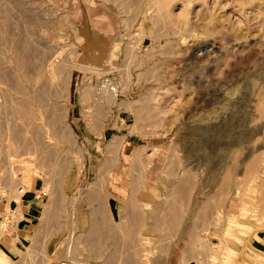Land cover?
Returning a JSON list of instances; mask_svg holds the SVG:
<instances>
[{
    "label": "rangeland",
    "instance_id": "rangeland-1",
    "mask_svg": "<svg viewBox=\"0 0 264 264\" xmlns=\"http://www.w3.org/2000/svg\"><path fill=\"white\" fill-rule=\"evenodd\" d=\"M32 179L31 264H264V0H0L1 192Z\"/></svg>",
    "mask_w": 264,
    "mask_h": 264
},
{
    "label": "crops",
    "instance_id": "crops-1",
    "mask_svg": "<svg viewBox=\"0 0 264 264\" xmlns=\"http://www.w3.org/2000/svg\"><path fill=\"white\" fill-rule=\"evenodd\" d=\"M39 180H30L17 188H8L2 194L0 185V224L3 216L14 210L13 223L0 229V251L7 264H31V244L35 240V225L43 208V195ZM54 263V262H53ZM0 264H5L1 262ZM55 264H61L55 261Z\"/></svg>",
    "mask_w": 264,
    "mask_h": 264
},
{
    "label": "bare ground",
    "instance_id": "bare-ground-1",
    "mask_svg": "<svg viewBox=\"0 0 264 264\" xmlns=\"http://www.w3.org/2000/svg\"><path fill=\"white\" fill-rule=\"evenodd\" d=\"M131 2H132V1H131ZM13 3H14V2H13ZM137 3H138V2H137ZM61 66H63V64H62ZM65 67H66V66H64V68H65ZM66 68H67V67H66ZM63 70H64V69H63ZM67 74H68V73H67ZM68 75H69V74H68ZM66 78H67V77H66ZM63 83H64V85H65L66 81L64 80ZM59 87H60L59 89L62 88L61 86H59ZM59 89H58V90H59ZM62 89H63V88H62ZM59 91H60V90H59ZM147 106H148V105H147ZM100 111H101V110H100ZM101 112H102V111H101ZM147 112H148V111H147ZM149 113H150V112H149ZM50 114H51V113H50ZM144 116H145V115H144ZM48 117H51V116H48ZM52 119H53V118H52ZM49 120H51V118H49ZM49 120H48V121H49ZM51 122H52V121H51ZM56 122H57V121H56ZM57 130H58V129H57ZM62 130H63V129H61V131H62ZM67 130H68V129H67ZM23 133H24V132H23ZM59 133H60V132H59ZM68 133H69V132H68ZM13 134H14V133H13ZM16 135H17V134H16ZM18 135H19V134H18ZM20 135H21V134H20ZM20 135H19V136H20ZM59 135H60V134H59ZM69 135H70V133H69ZM37 136H38V135H37ZM71 136H72V135H71ZM63 137H64V136H63ZM69 137H70V136H69ZM69 137H68V134H65V138H66V139L69 138ZM21 138H22V137H21ZM27 140H28V139H27ZM38 140H39V139H38ZM63 140H64V139H63ZM25 141H26V140H25ZM31 143H32V142H31ZM31 143H30V144H31ZM35 143H36V142H35ZM26 148H27V147H26ZM66 149H67V148H66ZM106 163H107V162H106ZM144 164H145V163H144ZM137 165H138V164H137ZM138 173H139V172H138ZM135 175H136V174H135ZM231 177H232V176H231ZM134 178H135V177H134ZM135 179H136V178H135ZM135 179H134V180H135ZM137 180H138V179H137ZM137 180H136V181H137ZM56 181H57V180H56ZM136 181H135V182H136ZM140 181H141V178H140ZM230 181H231V180H230ZM135 182H134V183H135ZM134 183H133V184H134ZM137 183H138V182H137ZM133 184H132V185H133ZM55 185H56V184H55ZM57 185H58V183H57ZM58 186H59V185H58ZM58 186H57V187H58ZM93 186H94V185H92V187H93ZM95 186H96V185H95ZM133 186H134V185H133ZM53 188H54V187H53ZM93 188H94V187H93ZM98 188H101V187L98 186ZM137 188H138V187H137ZM133 189H134V188H133ZM56 190H57V189H56ZM96 190H97V189H96ZM98 190H99V189H98ZM58 191H59V190H58ZM101 191H102V188H101ZM97 192H98V191H97ZM54 193H55V192H54ZM87 193H88V192H87ZM87 193H86V194H87ZM89 193H90V192H89ZM102 194H103V193H102ZM58 195H59V194L56 193V196H58ZM88 195H89V194H87V196H88ZM106 195H107V194H106ZM180 195H181V194H180ZM85 196H86V195H85ZM97 196H98V194H97L95 191H93V192H91L90 195L88 196L89 199H88V197H87V201H89V200L94 201L93 199H96ZM104 196H105V195H104ZM104 196H102V198H103ZM183 196H184V195H183ZM60 197H61V196H60ZM60 197H59V198H60ZM132 197H133V196H132ZM105 198H106V197H105ZM107 198H108V197H107ZM55 199H56V198H55ZM55 199H54V200H55ZM100 199H101V198H100ZM131 199H132V198H131ZM96 200H97V199H96ZM96 200H95V201H96ZM102 200H104V199H102ZM56 201H58V198L56 199ZM56 201H55V202H56ZM98 201H99V199H98ZM105 201L107 202L108 200L105 199ZM169 201H170V200H169ZM53 202H54V201H53ZM100 202H101V201H100ZM58 203H59V202H58ZM58 203H57V204H58ZM90 203H91V202H90ZM101 203H102V202H101ZM107 203H108V202H107ZM107 203H106V204H107ZM171 203H172V201H171ZM49 204H50V203H49ZM57 204H56V205H57ZM54 205H55V204H54ZM59 206H61L60 203H59ZM98 206H101V204L99 203ZM106 206H107V205H105V207H106ZM170 206H171V205H170ZM53 207H54V206H53ZM62 207H63V206H61V209H62ZM101 207H102V206H101ZM103 207H104V206H103ZM174 207H175V206H174ZM97 208H98V207H97ZM108 208H109V207H108ZM162 208H163V207H162ZM47 209H48V208H47ZM53 209H54V208H53ZM55 209H56V208H55ZM55 209H54V210H55ZM104 209H105V208H104ZM106 209H107V208H106ZM107 210H108V209H107ZM109 210H110V209H109ZM129 210H130V209H129ZM95 211H96V210H95ZM103 211H104V210H103ZM103 211H101L100 209H97V211H96V212H97V215H96V216L93 215L94 218L96 217V220L94 219V222H92V223H93V224H96V226H97V224L100 222V220L97 218V216H100V217H101V216L103 215V217H104ZM133 211H134V210H133ZM133 211H132V212H133ZM57 212H58V211H57ZM96 212H95V214H96ZM100 212H102V213H101L102 215L100 214ZM137 212H138V211H137ZM178 212H179V211H178ZM50 213H51V212H50ZM104 213H105V211H104ZM174 213H175V212H174ZM54 214H55V213H54ZM137 214H138V213H137ZM107 215H108V214H107ZM132 215H133V214H132ZM134 215H135V214H134ZM56 216H57V215H56ZM93 216H92V217H93ZM139 216H140V215H139ZM161 216H162V215H161ZM166 216H167V215H166ZM176 216H177V215H176ZM92 217H91V219H93ZM100 217H99V218H100ZM178 217H179V216H178ZM56 218H57V217H56ZM56 218H55V219H56ZM105 218H106V217H105ZM105 218H103V219L105 220ZM130 218H131V217H130ZM139 218L142 219L143 216L141 215ZM170 218H171V217H170ZM103 219H102V220H103ZM108 219H109V218H108ZM102 220H101V221H102ZM138 220H139V219H138ZM170 220H172V218H171ZM177 220H178V219H177ZM177 220H176V222H177ZM95 221H96V222H95ZM156 221H157V219H156ZM167 221H169V220H167ZM108 222H109V221H108ZM130 222H132V221H130ZM157 222H158V221H157ZM100 223H101V222H100ZM100 223H99V224H100ZM103 223H104V222H103ZM114 223L116 224V222H114ZM152 223H153V222H152ZM169 223H170V221L167 222L166 224L168 225ZM93 224H92V225H93ZM108 224H109V223H108ZM154 224H156V223H154ZM159 224H160V223L158 222V225H159ZM170 224H171V223H170ZM101 225H102V223H101ZM122 225H124V223H123ZM128 225H129V224H128ZM130 225H131V227H132V225L135 226L133 223H132V224L130 223ZM96 226H95V227H96ZM124 226L127 227V225H124ZM124 226H122V227H124ZM170 226H171V225H170ZM99 227H100V225H99ZM99 227H98V229H101V227H102V230H103V226H101L100 228H99ZM111 227H112V226H111ZM126 227H124V228H126ZM131 227H130V229H131ZM168 227H169V226H168ZM168 227H167V228H168ZM96 228H97V227H96ZM112 228H113V227H112ZM117 228H118V227H117ZM134 228H136V227H134ZM134 228H133V229H134ZM133 229H132V232H133ZM91 230L93 231V229H90V231H91ZM94 230L96 231L97 229L94 228ZM102 230H101V232H102ZM104 230H105V229H104ZM113 230H114V229H113ZM116 230H117V229H116ZM126 230H128V229L126 228ZM170 230H171V229H170ZM90 231H88V233H89ZM95 231H93V232H95ZM129 231H130V230H129ZM134 231H135V229H134ZM93 232H91V233H93ZM109 232H110V231H109ZM113 232H114V231H113ZM113 232H112V233H113ZM135 232H136V231H135ZM96 233H97V231H96ZM96 233H95V234H96ZM98 233H99V230H98ZM98 233H97V234H98ZM106 233L109 234L108 232H106ZM120 233H121V232H120ZM120 233H119V235H120ZM130 233H131V231H130ZM136 233H137V232H136ZM170 233H171V232H170ZM97 234H96V236H97ZM99 234H100V233H99ZM122 234H123V233H122ZM91 235H92V234H91ZM111 235H113V234H111ZM123 235H124V234H123ZM89 236H90V235H89ZM93 236H95V235H93ZM93 236H91L90 238H92ZM101 236H102V235H101ZM101 236H100V237H101ZM115 236H116V234H115ZM104 237H105V236H104ZM116 237H117V236H116ZM116 237H114V239H115ZM106 238H107V237H106ZM111 238H112V237H111ZM111 238H110V239H111ZM97 239H98V238H97ZM118 239H119V237H118ZM107 240H108V239H107ZM120 240H121V239H120ZM84 241H85V240H84ZM86 241H87V240H86ZM94 241H95V240H94ZM95 242H96V241H95ZM112 242H113V239H112ZM122 242H123V241H122ZM97 243H99V241H98ZM125 243H127V242H125ZM102 244H103V243H102ZM115 244H116V243H115ZM96 245H98V244H96ZM125 245H126V244H124L123 246H125ZM93 246H94V245H93ZM126 246H127V245H126ZM126 246H125V247H126ZM128 246H129V245H128ZM97 247H98V246H97ZM101 247H103V246H101ZM101 247H100V248H101ZM118 247H119V246H118ZM121 247H122V245H121ZM95 248H96V246H95ZM126 248H128V247H126ZM130 249H131V248H130ZM136 249H137V248H136ZM136 249H135V250H136ZM124 251H126V250H124ZM126 252H127V251H126ZM96 253H97V252H96ZM121 253L124 254L123 251H122ZM121 253L118 254L119 257H120V255H121ZM115 254H116V252H115ZM130 254H132V252H130ZM116 255H117V254H116ZM116 255H114V256H116ZM114 256H112V257L115 258ZM122 256H123V255H122ZM126 256H127V253H126ZM126 256H125V257H126ZM113 258H112V259H113ZM123 258H124V257H122V259L119 258L118 261L120 260V262H121V260H125V258H124V259H123ZM131 258H132V257H131ZM113 260H114V259H113ZM115 260H116V258H115ZM126 260L128 261V258H126ZM118 261H117V262H118ZM120 262H119V263H120ZM106 263L109 264V260H108V262H106ZM110 263H111V262H110ZM112 263H113V262H112ZM129 263H130V262H129ZM116 264H118V263H116Z\"/></svg>",
    "mask_w": 264,
    "mask_h": 264
},
{
    "label": "built area",
    "instance_id": "built-area-1",
    "mask_svg": "<svg viewBox=\"0 0 264 264\" xmlns=\"http://www.w3.org/2000/svg\"><path fill=\"white\" fill-rule=\"evenodd\" d=\"M14 216H15L14 210H11L7 214H5L3 216L2 223L0 224V228L4 230L7 229L9 225L13 223L12 221L14 220Z\"/></svg>",
    "mask_w": 264,
    "mask_h": 264
}]
</instances>
